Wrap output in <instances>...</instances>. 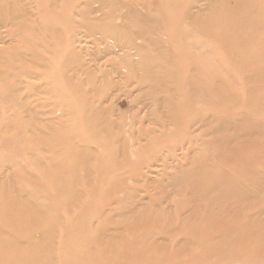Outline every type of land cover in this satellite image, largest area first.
Here are the masks:
<instances>
[{
    "label": "rangeland",
    "instance_id": "1",
    "mask_svg": "<svg viewBox=\"0 0 264 264\" xmlns=\"http://www.w3.org/2000/svg\"><path fill=\"white\" fill-rule=\"evenodd\" d=\"M0 264H264V0H0Z\"/></svg>",
    "mask_w": 264,
    "mask_h": 264
}]
</instances>
